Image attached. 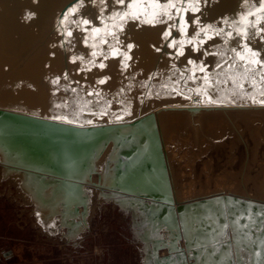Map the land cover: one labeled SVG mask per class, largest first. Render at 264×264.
I'll list each match as a JSON object with an SVG mask.
<instances>
[{
  "label": "rangeland",
  "instance_id": "obj_1",
  "mask_svg": "<svg viewBox=\"0 0 264 264\" xmlns=\"http://www.w3.org/2000/svg\"><path fill=\"white\" fill-rule=\"evenodd\" d=\"M26 1L0 0V41L6 53L12 50L8 65H28L55 49L48 45L55 39L60 65L55 71L43 73L38 82L44 87L50 80L65 83L68 93H76L80 86H75L77 78L70 73L75 61L70 49L80 50L84 38L77 33L70 49L65 50L58 25L59 10L71 0H59L52 14L38 21L32 19ZM90 1L76 3L78 20L86 21L84 15L92 8ZM180 2L171 0L169 4L176 7L163 8L167 22L149 46L148 58L130 61L125 65H129L127 70L118 69L116 64L107 69L106 76L116 82L102 103L104 108L96 109L99 116L88 117L95 109L66 111L67 107L62 114L66 95L59 96L57 103L61 104L52 102L59 113L51 114L57 118L108 124L141 117L144 128L133 125L101 130L85 147L80 163L78 159L70 166L67 177L58 162L61 158L51 153L53 143L46 141L50 148L43 152L35 147L28 151L23 133L18 140L0 137V264H144L160 256H203L201 253L211 248V239H237L246 235L245 231H252L250 228L261 227L259 218H247L240 226L232 224L235 216L241 215L234 210H264V75L252 79L262 83L248 95H244L237 79L227 75L230 65L217 37V0H186L179 28L173 34ZM117 3H111L109 20L93 23L99 31L91 28L94 30L88 33L87 41L98 37V33L107 38L112 33ZM68 25L64 23V27ZM181 27L186 30L182 36ZM174 41L178 43L172 46ZM95 42L97 47L102 43ZM179 42H183L182 47ZM180 55H185L187 64L196 62L197 69L207 67V73L202 74L215 86L213 102H208V95L190 88L187 64ZM192 96H199L206 108L196 112L161 109L165 103L190 102ZM149 112L155 113V118ZM174 115L187 116L191 123L187 122L186 128L175 126L169 118ZM214 119L224 122L223 129L215 134L207 130ZM22 129L28 132L26 127ZM31 137H35L34 132ZM157 137L163 161L154 143ZM145 154L157 165L154 177L143 173L149 166L148 161L143 162ZM218 194L235 196L239 202L229 203L226 199L224 211L216 201L193 206L185 215L183 230L176 206ZM186 242L196 254L186 252Z\"/></svg>",
  "mask_w": 264,
  "mask_h": 264
},
{
  "label": "water",
  "instance_id": "obj_2",
  "mask_svg": "<svg viewBox=\"0 0 264 264\" xmlns=\"http://www.w3.org/2000/svg\"><path fill=\"white\" fill-rule=\"evenodd\" d=\"M32 1H34L35 5H37L36 8L39 7V9L36 10V12H39V16H41L40 18L42 19L51 15L55 6L59 2V0H32ZM78 1L80 0L68 1L61 7L58 13V25L60 26V30H61L60 37L62 39V43L65 50L67 47L70 49L71 47L70 43L74 41L75 37L77 36V33H81V36L84 38L83 42L87 43L88 41L85 38H87L88 33L92 30L91 28L94 27L96 28V25L93 26V23L96 22L97 20L104 21V19L106 20L109 17H111L110 6L111 3L113 5V3H115L116 0H91L90 5L92 4V8L91 10H88L86 15H84V19H86V21L89 22L87 24L83 23V21L85 20L82 19L78 20L77 19L78 17L74 12L75 5ZM169 3L170 0H125L124 4L117 3V8H118L119 16L121 15L123 17L125 16V13L130 11L129 8L127 7L128 4H132L134 10H137L136 7H139V5L141 4L151 5L152 6L151 9H154L157 13L162 14L163 5ZM184 3L185 0H181L179 6L178 18L175 22L173 34H175V32L177 31V26L179 19L181 17V12L183 10ZM156 5H160L161 7H155ZM256 19H258V21ZM215 20H217L219 24L217 26V33L219 35V38L224 39L223 40L224 44L222 47H226L231 51L236 50L233 56L228 55L227 57L228 59L226 60V63L228 65L234 64L237 67L239 66V68L244 66L245 67L246 66L258 67L260 65L264 66V43H261L263 44L261 45V47L258 44H256L260 41V40L258 41V38L260 36L261 37L264 36V0H217ZM77 21H82V22L80 23ZM255 21H257V23H255ZM65 22L69 24L68 27H64ZM64 34L66 35V38ZM68 34H69V38H68ZM238 37H240V41L237 42L236 38ZM65 39L67 46L65 44ZM48 45L50 47L54 45L55 49H52L50 52L45 54L44 57L42 56L43 58V61L41 60L42 65L45 66V63L53 64L55 62L54 61L55 58L58 59L57 60L58 63H56L55 66L60 65L55 39L49 42ZM257 49L263 53H260L256 57H252L251 52H256L255 50ZM70 50L72 53L73 52L72 49ZM248 50H251V52L247 53L246 51ZM52 52L53 55H51ZM74 54L76 55L75 52ZM241 57L244 58L241 59ZM253 59L259 61V63H252ZM78 62L79 61H76V63ZM65 89L66 91L68 90V88ZM67 95L69 96V98L72 97L71 105L73 106L74 105L77 106L76 105L77 102H84L81 108L75 109L76 111L77 110L82 111L83 109L96 110L99 106L98 101L101 102L102 100L101 98L98 99L96 96H92V94L90 92H87L86 90L84 92L76 91V93H68ZM191 102H193V104ZM200 102L203 101L199 96H192L190 102H180L177 103L176 105L165 103L161 107V109L184 108L191 112H196L200 108H203V106L206 108L205 106L206 103L201 104ZM149 115L155 118V113L149 112ZM0 116L9 118V122L13 123V126L16 127L15 128L16 130L10 132L9 134L1 135L2 138L4 139L6 138L5 140H8L7 137H10L9 139L10 141L18 140V138L23 137V135L26 137V139H29L33 132L36 137H38L39 135L37 133H43L41 137L43 138L45 137L43 140L53 143V145H51L52 147L50 148V144L47 142L48 144H44L43 146L38 145L35 148L41 150L42 152L45 151L47 148H50L51 153L53 151L56 157L57 156L60 157L61 161H58L61 162L59 163L60 167L62 169H65V174L63 176L67 175L66 173L69 172L70 166L73 165L75 160H78L80 158V156L84 152L85 147H87L92 142V140L101 130H107L109 128L113 129L117 127H130L133 125L141 126V122L143 120L141 117H136V118L131 117L129 118L128 121H126L127 119H123L119 121L120 123L111 122L107 124L106 122L97 121V120L82 122V121H73V120H65L62 118H57L54 117L51 113L31 112V111L15 109L13 107H7V106H0ZM97 116L99 115L95 114L91 117H97ZM88 117H90L89 114ZM28 126H30L31 129H28L27 130L28 132L26 131L25 133L22 132L23 130H25L22 128L24 127L29 128ZM21 133H23L22 136ZM154 143L160 149L161 159L163 161L164 157L161 151L158 137L156 141L154 140ZM57 152L60 153L62 152V154L59 153L57 154ZM41 154L42 153H39L38 155ZM163 166L166 172L165 169L166 167L164 163ZM166 174L168 175V173ZM169 182L170 180L168 176V184H170ZM169 192L171 193L172 189H169ZM226 199H228V201L230 200L229 203L233 201L239 202L235 196L218 194V195H213L211 197L201 198L195 201L179 203L175 209L177 211V215L179 217L183 230L186 229L185 220H184L185 215H187L189 210L192 209L191 207L193 206L200 207L201 205L203 206L204 204L216 201L220 203L224 211V209L226 208L225 207ZM170 203L171 202H169V204ZM261 205H262L261 207L264 208V203ZM169 206L172 205L170 204ZM186 246H187L186 252H190L192 250L194 254L197 253L194 249L190 248L188 242H186Z\"/></svg>",
  "mask_w": 264,
  "mask_h": 264
},
{
  "label": "bare ground",
  "instance_id": "obj_3",
  "mask_svg": "<svg viewBox=\"0 0 264 264\" xmlns=\"http://www.w3.org/2000/svg\"><path fill=\"white\" fill-rule=\"evenodd\" d=\"M26 2L28 4H30V9H32V11L30 12L32 19L35 21H38L41 16H39V12H36V10H38L39 7L36 8L37 5H35V2L32 0H27ZM185 4L186 3H184V6H185ZM141 6H143V7H141ZM184 6H183L182 11H184ZM136 8H137V10H134L132 7L131 11L138 13L140 15L139 19H133V18L126 17V16L123 17L121 15L119 16V14H118L119 12H118V8H117V11L114 13V16H113L115 18V20L113 21V24L115 23V26L112 30V33H110V35L108 36V38L105 36L103 37L102 34L98 33V35H97L98 37H96L95 39H90L87 43L83 42V39H82L83 43L81 44V42H80V47H78V48H80V50H78V51L72 50L73 51L72 57L75 59V61L73 60L74 62L72 64V68L70 69L71 70L70 73L72 74L73 77L77 78L75 80L74 84H75V86H77V85L80 86V89H77V90H79V92H84L86 90L87 92H90L92 94V96H96L98 99L101 98L102 99L101 102L98 101L99 102V106H98L99 109L102 107L104 108V105H103L104 101L109 98V95H111L109 88L113 87V84L116 82L114 80V78L111 79V78H108L106 76L107 69L110 66L113 67L114 64H116V65H118L117 66L118 69H121L123 67V68H126V70H127L129 68L128 67L129 65L128 66H125V65L128 64L130 61L137 62L140 60V62H142L141 61L142 59L143 60H144V58L146 59V57H147V55H149V51H150L149 46L153 45V42L155 41V38H156L157 31L160 28H162L164 26V24H166V22H167L163 18L164 16L162 14L157 13L154 9H151L152 8L151 5L141 4V5H139V7H136ZM187 9H188V6L186 5V10ZM155 15H158V21L157 22H148L150 20H153V17ZM117 18L121 21L118 24H117V22H119V20H117ZM181 19H182V13H181V17L179 19L178 24H180ZM256 20L258 21V19H256ZM257 21H255V23H257ZM103 22H104L103 20H100V23H103ZM178 28H179V25L177 26V30H178ZM184 31H186V30L184 29ZM183 33L184 32H182L180 35L182 36ZM183 37H184V39H186L185 35ZM217 37L219 39L218 42L221 44V49H222L221 53L224 56V59L226 57V59H225V61H226L228 59L227 58L228 55L233 56L234 52L236 50L231 51V50L227 49L226 47H222L224 44V41H223L224 39L219 38V35ZM105 39H107V40H105ZM96 40L102 41L101 44H98V47L100 48L99 52H98V49H97L98 47H97L96 42H95ZM236 41L237 42L240 41V37L236 38ZM258 41L259 42L256 44H258L261 47V45H263L261 43H264V36H262V37L260 36L258 38ZM1 43H2V41H0V103H1V105H3L2 103H10L12 105H20V106H24V107L27 106V107H31L33 109L38 108V109H40V111H42L44 113L54 114L57 112L59 113V110L58 111L55 110V109H58V107L54 106L53 103L55 102V104H56L59 101V96L61 97V96L66 95V98L64 99L63 106L60 109V112L62 114H65L64 110L66 107H67L66 111H69L72 109L81 108L83 106L84 102H77L76 103L77 106L71 105L72 97L69 98V96L67 95L68 90L66 91V89L64 88L67 86V85L64 86L65 83L62 85V83H56V82H52L50 80L48 83L46 82L47 84L44 83L46 85V87L48 85V87L46 88L43 85H41V83L38 82L43 73L50 72L51 70L55 71V69H57V67L55 66V63H53V64L45 63V66L42 65V63H41V60L43 61L42 56L44 57L45 55H39L38 57H36L35 60L30 62L28 65H25L24 67L23 66L12 67L10 65V63H9L10 66L8 65V62L10 61L9 58H11L8 56V54H11L10 51H12V50H10L9 53H6V51L2 49ZM95 48L97 49V52L94 50H91V49H95ZM258 49L255 50L258 55L260 53H263V52H260ZM216 51H218V50H216ZM74 52L76 53V55L74 54ZM113 52H117L119 54L113 55ZM246 52L250 53L249 51H246ZM185 59H187L185 57V55H183V56L180 55V60L184 64H187L186 61H188V60L185 61ZM13 60H11V61H13ZM76 61H79V62L76 63ZM101 64H103L104 67H100ZM184 64H183V66H185ZM136 65H138V64H136ZM200 65H201V63H200ZM138 66H140V65H138ZM183 66H182V68H183ZM206 68L201 66L200 69L199 68L197 69L196 62H194V64H191V62H189V64H187L188 71H187V78L186 79L190 85V88H193L195 91H198L201 94H205L206 96L208 95L206 98H207L208 102L209 101L211 102L212 101L211 97H214L213 94H214L215 86L211 82V78L202 74L203 72L207 73ZM228 68H230V69L228 70L229 72L227 73V75H231L234 79H237L239 81V83L242 84L241 90L243 91L244 95H245V93H247L246 95L253 94L254 93L253 91H255L256 86L259 85L258 83L261 81H264V79L263 80L260 79L261 77H259V79L261 81L256 79L259 81L257 83L258 85L256 84L257 81H255V82L252 81V79L255 76H260L261 74L264 75L263 74L264 73V66H262V65H260L258 67H253V66H251V67L246 66L245 67L244 66V67L239 68V66L237 67L236 65L231 64ZM164 73L167 74V72L165 70H164ZM263 78H264V76H263ZM33 79H35V80H33ZM40 80L42 81V79H40ZM54 81H57V80H54ZM101 81H103V83H101ZM51 83H53V84H51ZM262 86H263V84H262ZM260 87H259V89H260ZM56 88H60V89H56ZM55 89L59 92L56 93ZM217 93H219V92H217ZM62 101L63 100H61V102ZM59 103H57V104H59ZM90 110H94V109H90ZM95 114H97L96 110H94V112L89 114V115L91 117ZM169 118H171L170 121L175 126L178 125L180 128H183V127L186 128L188 126L187 122L191 123V121L188 119L187 116L182 117L180 115H174V116H171ZM222 123H224L223 120H221V119L215 120L214 119L208 123V129L207 130L211 131V132L214 131V134L216 132H220L223 129ZM28 127L29 128H27V129H31L30 126H28ZM15 128L16 127L13 126V123L9 122V118H5V117L0 116V137H1V135L9 134L10 132L16 130ZM41 136H38V137L35 136V137H31L29 139H24L26 150L31 151L32 147H37L38 145L43 146L44 144H46V141L43 140L45 137L43 138ZM7 143H10V142H6V145H7ZM4 144H5V142H3V145ZM162 145H163V143H162ZM7 153H8V151H7ZM26 153L30 154V152H26ZM145 156H146V158H144L143 162L148 161L146 163L149 164V166H146L147 168H145V171L143 169V173L146 172L148 175L154 177L155 172H156L155 168H157L156 167L157 165L154 164L153 160H151L152 158L148 154H145ZM80 160L81 159H79V163H80ZM32 173H35V172H32ZM35 174H40V173L36 172ZM68 183L73 184V182H68ZM151 185H153V184H151Z\"/></svg>",
  "mask_w": 264,
  "mask_h": 264
},
{
  "label": "crops",
  "instance_id": "obj_4",
  "mask_svg": "<svg viewBox=\"0 0 264 264\" xmlns=\"http://www.w3.org/2000/svg\"><path fill=\"white\" fill-rule=\"evenodd\" d=\"M249 209L234 210V213L241 215L235 216L236 221L232 224L240 226L247 218H259L261 227L250 228V232L244 230L246 235H240L242 237L237 239L230 237L219 242L211 239V248L203 251V256H160L144 264H264V210L251 212ZM159 259L163 261L160 262Z\"/></svg>",
  "mask_w": 264,
  "mask_h": 264
},
{
  "label": "snow or ice",
  "instance_id": "obj_5",
  "mask_svg": "<svg viewBox=\"0 0 264 264\" xmlns=\"http://www.w3.org/2000/svg\"><path fill=\"white\" fill-rule=\"evenodd\" d=\"M118 3H120V4H124L125 3V0H118ZM127 7L129 8V12H127V13H125V16L126 17H130V18H133V19H139L140 18V15L138 14V13H135V12H132L131 11V9H132V7H133V5L132 4H128L127 5ZM141 7H143V6H141ZM155 7H161L160 5H156ZM174 7H176V5H174V4H165V5H163V8L164 9H168V8H174ZM177 11H179V9H177ZM169 18H171V17H169ZM158 21V15H155L154 17H153V20H150V21H148V22H157ZM84 23H89L88 21H84ZM94 31H99L98 29H95ZM181 31L183 32L184 31V29H183V27H181ZM169 35V33H165V36L167 37ZM176 43H178V42H176V41H174L173 42V45L172 46H175V44ZM179 43H181V47H182V43L183 42H179ZM189 43H191V41H189ZM130 47V46H129ZM249 52H251V50H248ZM119 53H117V52H113V55H118ZM182 54V53H181ZM258 54L256 53V52H251V56L252 57H256ZM244 57H241V59H243ZM252 63H259V61H257V60H255V59H253L252 60ZM100 67H104V65L103 64H101L100 65ZM202 70V69H201ZM101 83H103V81H101ZM261 103H264V101H261Z\"/></svg>",
  "mask_w": 264,
  "mask_h": 264
}]
</instances>
